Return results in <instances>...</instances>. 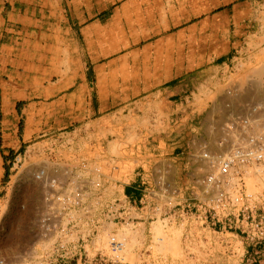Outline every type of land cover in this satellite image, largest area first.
Returning a JSON list of instances; mask_svg holds the SVG:
<instances>
[{
	"label": "crops",
	"instance_id": "obj_1",
	"mask_svg": "<svg viewBox=\"0 0 264 264\" xmlns=\"http://www.w3.org/2000/svg\"><path fill=\"white\" fill-rule=\"evenodd\" d=\"M262 8L264 0H0V237L11 161L24 153L86 158L138 202L136 170L124 182L111 178V164L140 152L152 167L159 150L167 187L181 188L187 119L205 109L237 49H264L249 42ZM153 206L150 198L155 219ZM144 224L137 240L150 237Z\"/></svg>",
	"mask_w": 264,
	"mask_h": 264
},
{
	"label": "built area",
	"instance_id": "obj_2",
	"mask_svg": "<svg viewBox=\"0 0 264 264\" xmlns=\"http://www.w3.org/2000/svg\"><path fill=\"white\" fill-rule=\"evenodd\" d=\"M248 111L256 116L261 108L250 106ZM224 130L225 138L200 154L209 171L179 189H169L160 179L147 180L143 170L137 171L142 191L138 202L110 187L97 164L86 158L62 161L50 154L48 164L57 175L47 176L41 168L33 176L47 187L38 242L61 259L78 257L77 264L89 253L102 264H130L133 238L145 232L147 221L152 243L150 226L160 220L181 229L187 254L216 256L213 264H264V129L253 127L249 116H236ZM236 133V142L226 151L216 150ZM28 159L27 153L15 156L11 171ZM147 181L156 188L150 193ZM148 198L155 201V219L147 215ZM247 256L252 262H243Z\"/></svg>",
	"mask_w": 264,
	"mask_h": 264
},
{
	"label": "rangeland",
	"instance_id": "obj_3",
	"mask_svg": "<svg viewBox=\"0 0 264 264\" xmlns=\"http://www.w3.org/2000/svg\"><path fill=\"white\" fill-rule=\"evenodd\" d=\"M255 9L256 13L251 17L252 20H258L256 6ZM261 11L263 12L264 8ZM260 18L262 23L260 21V27L255 25L251 29V35L254 37L249 42H264V16ZM255 81L261 82L264 91V49L257 47L237 49L234 54L232 69L221 78L219 77L214 93L206 97L205 109L200 115L187 119L185 141L180 144V150L183 152L181 157L187 166V170L181 175L184 184L209 171L203 167L204 162L200 159V154L204 147L210 148L214 144L211 139L212 131L222 128L227 120L236 116H244L249 106H257L251 105L248 102L252 101L246 99L250 93L256 91ZM234 96L237 97V102L235 106H229L227 98H234ZM240 100H245V102L239 103ZM95 153H98V150H95ZM52 154L62 161H67L69 157V154L63 150ZM112 154L119 157L122 153L114 148ZM153 154L154 166L152 167L145 165L144 162L148 160L140 152L136 155L133 153L132 159L129 157L123 161L121 159L113 161L111 167L118 171H115L111 178L128 182L133 170L136 172L143 170L144 173H150L154 170V178L160 179L163 184H168L166 171L161 169L164 168V162L156 156L159 154V150ZM49 157L50 155L39 158L29 157L27 163L21 168L11 171L8 209L3 226L4 232L0 237V264H77L78 257L73 260L61 259L52 255L47 246L38 242L37 222L45 208L44 195L47 192V187L44 180H35L33 176L41 168H45L47 176L57 175L54 167L48 164ZM188 171L190 172L186 173ZM105 173L107 174V172ZM150 230L153 237L152 243H150V237L145 238L143 236L130 244L129 250H133L135 247L139 252L136 256L133 253L127 254V259L131 263L213 264L215 261L216 256L213 258L204 253H185L183 251L182 231L173 222L165 221L163 223L156 220L150 226ZM146 255L150 257L147 258ZM252 260V256H247L243 262L250 263ZM260 262L264 263V259H260ZM79 264L102 263L93 253H89L87 256H81Z\"/></svg>",
	"mask_w": 264,
	"mask_h": 264
},
{
	"label": "bare ground",
	"instance_id": "obj_4",
	"mask_svg": "<svg viewBox=\"0 0 264 264\" xmlns=\"http://www.w3.org/2000/svg\"><path fill=\"white\" fill-rule=\"evenodd\" d=\"M255 90L256 91L254 93H250L246 99L251 100L252 102H248V101L247 102L251 103V105H255V106L257 105L256 107L261 108V111H259V113L256 116H250L249 111H247L244 114V116L251 117L253 127L259 128V129H264V91L262 90V86H261L260 81H255ZM245 100H240L239 103H244ZM236 102H237L236 96H234V98H227V103L229 106H231V105L235 106ZM249 108H250V106H249ZM225 136H226V132L224 130V126L220 129L217 128V129L213 130L211 133V139H212L214 145L217 144L223 138H225ZM237 136H238V133L232 134L231 135L232 138H229V141L227 143H224V145L221 149L217 148L216 150L222 151V152L226 151L231 144L236 142L235 139ZM203 167L205 169H209L208 163L204 162Z\"/></svg>",
	"mask_w": 264,
	"mask_h": 264
}]
</instances>
